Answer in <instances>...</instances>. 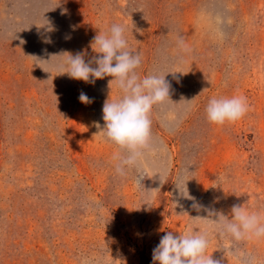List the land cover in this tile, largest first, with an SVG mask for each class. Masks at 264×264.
Segmentation results:
<instances>
[{"label": "rangeland", "instance_id": "374dc122", "mask_svg": "<svg viewBox=\"0 0 264 264\" xmlns=\"http://www.w3.org/2000/svg\"><path fill=\"white\" fill-rule=\"evenodd\" d=\"M113 23L142 53L139 75L172 85L126 176L102 131L105 101L123 95L113 77L61 74L70 55H100ZM233 95L251 110L210 123L209 99ZM233 205L264 213V0H0V264H153L161 236L188 229L209 232L221 264H264V237L221 236L208 217Z\"/></svg>", "mask_w": 264, "mask_h": 264}, {"label": "clouds", "instance_id": "9594fccd", "mask_svg": "<svg viewBox=\"0 0 264 264\" xmlns=\"http://www.w3.org/2000/svg\"><path fill=\"white\" fill-rule=\"evenodd\" d=\"M125 33L126 25L113 23L108 32H99L94 37L91 47L100 55L86 62L84 54L77 52L68 57L66 70L61 66V74L67 73L70 78L86 83H95L96 79L111 76L113 79L109 81V85L115 81L123 93L117 99L106 100L102 108V119L105 122L102 131L106 139L118 145L122 152H126L114 153L112 157L116 161L115 171L120 176L127 175L126 169L133 167L138 169L145 154L152 150V109L155 105L166 102L172 89L166 75L149 74L143 78L139 75L137 69L142 64V53L130 47ZM178 43L184 51H190L183 38H180ZM93 64L96 66L93 67ZM173 79L179 81L176 75H173ZM79 100L85 104L92 102L83 91L79 95ZM250 110L251 105L244 95L212 97L205 109L208 121L217 125L235 123ZM96 126L99 128V123ZM143 178L141 176L140 180ZM160 181L162 183L161 179ZM177 188L181 196L195 199L190 196L188 189L184 191L179 186ZM193 208L199 211L201 206L194 203ZM206 211L208 217H216L211 219L221 236L228 235L236 241L264 237V213L249 212L244 206L233 205L232 218L229 219L223 212L214 209ZM209 243L207 230L194 232L188 229L180 235L167 231L153 249L152 262L221 264V261L214 260L207 254Z\"/></svg>", "mask_w": 264, "mask_h": 264}]
</instances>
